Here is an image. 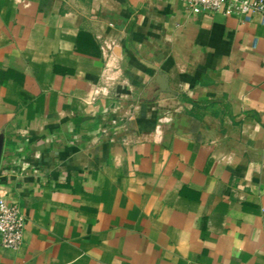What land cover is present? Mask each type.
<instances>
[{
	"label": "crops",
	"instance_id": "1",
	"mask_svg": "<svg viewBox=\"0 0 264 264\" xmlns=\"http://www.w3.org/2000/svg\"><path fill=\"white\" fill-rule=\"evenodd\" d=\"M97 36L117 70L95 98ZM0 142L24 215L0 264H264L259 14L0 0Z\"/></svg>",
	"mask_w": 264,
	"mask_h": 264
},
{
	"label": "built area",
	"instance_id": "2",
	"mask_svg": "<svg viewBox=\"0 0 264 264\" xmlns=\"http://www.w3.org/2000/svg\"><path fill=\"white\" fill-rule=\"evenodd\" d=\"M186 9L192 14L222 13L224 15L240 16L248 20L253 14H259L264 20V0H181ZM103 56V69L101 72V83L93 89V96H108L110 87L116 77L112 74L117 68L112 63V45L107 37L97 36ZM116 100L112 108H107L111 113H116L120 106ZM164 119L159 118L155 125L156 129L161 128ZM102 133L107 132L104 126ZM24 215L21 209L5 199V192L0 190V244L4 248L18 249L23 241Z\"/></svg>",
	"mask_w": 264,
	"mask_h": 264
},
{
	"label": "water",
	"instance_id": "3",
	"mask_svg": "<svg viewBox=\"0 0 264 264\" xmlns=\"http://www.w3.org/2000/svg\"><path fill=\"white\" fill-rule=\"evenodd\" d=\"M0 154H1V142H0Z\"/></svg>",
	"mask_w": 264,
	"mask_h": 264
}]
</instances>
